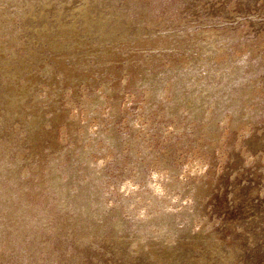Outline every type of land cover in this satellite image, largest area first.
<instances>
[{
	"label": "rangeland",
	"instance_id": "obj_1",
	"mask_svg": "<svg viewBox=\"0 0 264 264\" xmlns=\"http://www.w3.org/2000/svg\"><path fill=\"white\" fill-rule=\"evenodd\" d=\"M0 264H264V0H0Z\"/></svg>",
	"mask_w": 264,
	"mask_h": 264
}]
</instances>
